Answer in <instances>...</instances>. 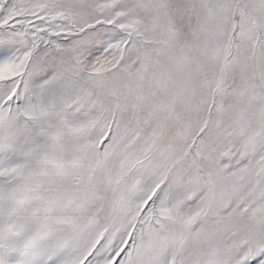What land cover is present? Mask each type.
<instances>
[{"label":"snow or ice","instance_id":"obj_1","mask_svg":"<svg viewBox=\"0 0 264 264\" xmlns=\"http://www.w3.org/2000/svg\"><path fill=\"white\" fill-rule=\"evenodd\" d=\"M0 264H264V0H0Z\"/></svg>","mask_w":264,"mask_h":264}]
</instances>
